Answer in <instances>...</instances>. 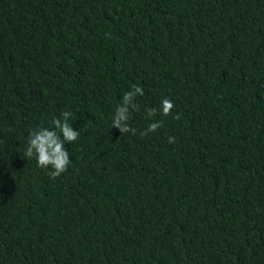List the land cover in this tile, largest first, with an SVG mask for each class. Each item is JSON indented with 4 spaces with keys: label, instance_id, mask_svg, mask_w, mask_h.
Wrapping results in <instances>:
<instances>
[{
    "label": "trees",
    "instance_id": "trees-1",
    "mask_svg": "<svg viewBox=\"0 0 264 264\" xmlns=\"http://www.w3.org/2000/svg\"><path fill=\"white\" fill-rule=\"evenodd\" d=\"M0 264H264V0H0Z\"/></svg>",
    "mask_w": 264,
    "mask_h": 264
},
{
    "label": "clouds",
    "instance_id": "clouds-1",
    "mask_svg": "<svg viewBox=\"0 0 264 264\" xmlns=\"http://www.w3.org/2000/svg\"><path fill=\"white\" fill-rule=\"evenodd\" d=\"M144 90L139 85L133 84L132 90L125 92L121 103L116 107L112 119V128L119 129L121 133L135 132L136 129L131 128L128 124L130 108H136L134 98L137 95H143ZM174 107V102L165 97L161 101V114L168 116ZM156 108L147 109L149 117L156 115ZM72 116L70 111H63L60 116L54 117L52 120L53 127H43L32 130L27 139L26 149L23 152L24 157H35L37 164L41 168H51L48 172L51 179L59 177L66 172L71 162L70 152L65 148L68 142H75L80 136V131L74 129L73 125L69 123ZM175 119H180L177 114ZM163 122H152L148 128L141 133L147 135L149 132L155 131L161 126ZM169 143L175 142V137H169Z\"/></svg>",
    "mask_w": 264,
    "mask_h": 264
}]
</instances>
